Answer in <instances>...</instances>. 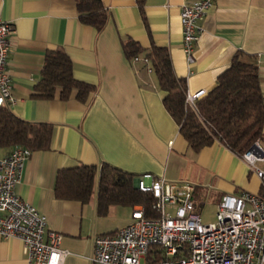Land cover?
<instances>
[{"label":"crops","instance_id":"crops-1","mask_svg":"<svg viewBox=\"0 0 264 264\" xmlns=\"http://www.w3.org/2000/svg\"><path fill=\"white\" fill-rule=\"evenodd\" d=\"M102 1L108 20L97 32L79 20L74 0H0V19L13 26L7 68L15 102L8 107L22 120L52 126L49 149L31 151L15 190L46 217L47 231L61 234L60 248L67 251L62 264H92L94 238L123 227L116 221L123 211L112 206L99 216L95 185L88 202L57 198L60 170L106 163L133 174L135 182L145 173L189 182L199 216L203 201L218 205L226 194L262 192L248 165L220 142L198 152L188 145L143 59L152 45L165 48L175 76L192 94L211 91L237 56L257 66L264 94V0H214L198 21L191 62L182 48L179 13L194 0H143L142 7L136 0ZM127 40L143 49L137 61L123 50ZM55 50L69 57L77 81L95 87L84 102L76 91L62 100L59 88L50 99L34 96L45 56ZM256 141L264 149V128ZM0 264H28L20 240L0 237Z\"/></svg>","mask_w":264,"mask_h":264},{"label":"built area","instance_id":"built-area-1","mask_svg":"<svg viewBox=\"0 0 264 264\" xmlns=\"http://www.w3.org/2000/svg\"><path fill=\"white\" fill-rule=\"evenodd\" d=\"M213 2L194 0L180 8L182 48L188 62L199 38L198 21ZM12 34V24L0 19V108L15 102L7 68ZM205 94L203 89L186 93V103L195 108ZM30 155L29 149L19 146L0 155V237L20 240L28 264H62L67 251L60 248L61 234L47 231L46 217L15 190ZM240 158L260 180L262 194L243 190L223 195L215 221L208 224L195 209L192 183L150 173L139 176L136 189L153 197L158 216L147 218L144 208L136 206L130 223L94 238L92 264H264V165H258L264 164V149L255 141ZM159 255L162 259L156 258Z\"/></svg>","mask_w":264,"mask_h":264},{"label":"trees","instance_id":"trees-1","mask_svg":"<svg viewBox=\"0 0 264 264\" xmlns=\"http://www.w3.org/2000/svg\"><path fill=\"white\" fill-rule=\"evenodd\" d=\"M136 1L142 7L143 0ZM74 3L83 24L97 32L103 30L108 20V10L102 0H74ZM123 50L128 58L143 51L132 40L123 42ZM146 56L160 89L165 93L163 105L193 150L198 152L218 141L241 156L261 137L264 94L256 65L235 56L229 68L219 75L216 86L197 100L195 108H192L186 103V82L175 76L167 50L152 45ZM57 88L61 90L62 100L68 99L71 92L76 91L77 99L84 102L95 92V87L73 77L71 61L62 50L46 54L34 96L50 99ZM51 135L50 124L22 120L13 114L8 105L0 108V150L16 146L30 151L47 150ZM96 177L99 216H106L112 206L130 209L142 206L145 217L158 216L153 197L136 189L134 175L106 163L100 168L80 165L58 171L55 196L88 202L94 194ZM156 258L162 259L160 255Z\"/></svg>","mask_w":264,"mask_h":264},{"label":"rangeland","instance_id":"rangeland-1","mask_svg":"<svg viewBox=\"0 0 264 264\" xmlns=\"http://www.w3.org/2000/svg\"><path fill=\"white\" fill-rule=\"evenodd\" d=\"M98 178L95 179V193L97 191ZM218 205H214L211 202L203 201L200 207L201 221L204 224L213 223L215 221V216L217 212ZM118 209L123 211L122 214L116 219L119 226H125L129 222V217L131 215V209L128 207L118 206Z\"/></svg>","mask_w":264,"mask_h":264}]
</instances>
